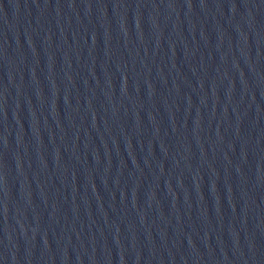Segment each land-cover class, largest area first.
Segmentation results:
<instances>
[{"label": "water", "instance_id": "95a60500", "mask_svg": "<svg viewBox=\"0 0 264 264\" xmlns=\"http://www.w3.org/2000/svg\"><path fill=\"white\" fill-rule=\"evenodd\" d=\"M0 264H264V0H0Z\"/></svg>", "mask_w": 264, "mask_h": 264}]
</instances>
